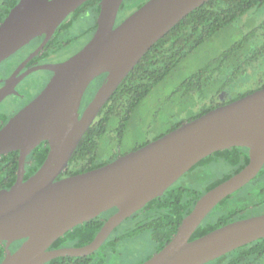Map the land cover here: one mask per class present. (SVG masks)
<instances>
[{"label": "water", "instance_id": "water-1", "mask_svg": "<svg viewBox=\"0 0 264 264\" xmlns=\"http://www.w3.org/2000/svg\"><path fill=\"white\" fill-rule=\"evenodd\" d=\"M90 0H20L0 26V64L35 38L41 46L5 81L0 105L29 74L53 78L38 97L0 131V158L20 152L16 183L0 194L2 264H46L60 257L96 253L109 236L148 203L212 154L232 147L250 151L249 164L206 193L169 244L143 264H208L264 238V214L232 222L198 239L193 235L211 212L253 181L264 167V88L183 124L148 145L98 169L60 179L104 106L147 52L193 11L211 0H149L116 26L125 0H100L98 28L71 58L39 65L18 76L60 25ZM107 81L80 113L91 83ZM50 150L41 168L25 180L26 159L42 142ZM118 208L88 245L51 250L79 225ZM25 243L15 252L11 248Z\"/></svg>", "mask_w": 264, "mask_h": 264}, {"label": "trees", "instance_id": "trees-1", "mask_svg": "<svg viewBox=\"0 0 264 264\" xmlns=\"http://www.w3.org/2000/svg\"><path fill=\"white\" fill-rule=\"evenodd\" d=\"M19 1L0 0V26ZM148 1L125 0L120 10L122 18L120 21ZM100 8V0H90L75 10L45 45L43 54L32 60L30 65L43 62L46 57L61 50L67 51L80 41L83 43L75 50L82 48L89 42L97 28L96 19ZM87 9H92L93 24H86L80 32L74 31V23L81 20L80 18L85 15ZM126 11H128L127 14ZM261 17H264V0H211L184 18L146 53L126 77L84 136L67 171L60 176V179L103 167L211 110L255 92L253 88L256 80L245 81V70L240 61L244 57L248 36L252 35L253 41L261 40L259 31L251 29L254 25L262 24ZM234 29L233 33H236L238 37L241 36V40L229 47H224L216 58L207 63L189 80L176 87L171 101L172 103L175 101L173 115L167 122L156 127L158 131L151 124L135 126L130 130V124L137 117L143 102L153 92L159 88L162 90L167 88L181 71L182 65L192 55L209 43L218 41L230 30L229 37ZM43 38L44 35L36 38L34 46L40 45ZM32 49L27 45L19 53L1 63L0 69H3V73L0 78L9 75ZM45 73L51 72L45 71ZM104 77H98L91 83L85 94V105L93 100L96 91L105 84L107 74ZM47 79L49 80V77ZM48 80L32 91L33 94L27 102L40 95ZM193 96L195 100L192 99ZM175 98L179 100L176 101ZM24 106L23 104L17 113ZM15 115L10 116L0 111V131ZM155 121V123L158 122L157 119ZM154 132L156 133L151 135ZM49 150L48 141H44L31 152L26 159L25 180L41 168ZM19 162V151L11 152L0 158V194L7 192L16 183ZM249 162L250 151L245 147H232L212 154L180 178L163 196L151 201L142 210L128 218L125 222L131 221L132 224L122 232H118L125 222L122 223L96 253L86 257H60L46 264L115 263L120 257V248L123 243L149 233L153 241L154 253L137 263L143 264L170 243L202 196L238 174ZM215 165L225 166L227 170H223L220 177H215L212 173L214 170L212 167ZM188 176L193 177L195 185L182 182ZM117 211L118 208H113L77 226L57 240L50 249L79 248L90 244L107 220ZM260 214H264V167L253 181L216 206L196 230L192 240L232 222ZM25 241L17 242L11 248V252H15ZM5 257L6 242H0V264ZM208 264H264V238Z\"/></svg>", "mask_w": 264, "mask_h": 264}, {"label": "rangeland", "instance_id": "rangeland-1", "mask_svg": "<svg viewBox=\"0 0 264 264\" xmlns=\"http://www.w3.org/2000/svg\"><path fill=\"white\" fill-rule=\"evenodd\" d=\"M143 1V0H138ZM146 1V0H145ZM90 23L89 20H78L74 23L73 29L74 31L80 32L86 24ZM232 30V29H231ZM231 31L229 37L228 34L230 32H227L225 35L223 34L218 41H213L203 47L199 52L192 55L181 67V71L179 74L169 83L167 88L161 89L159 88L155 92H153L142 104L141 109L139 110V113L133 123L130 124V130L134 129L135 126H145L151 124L153 128L156 130L160 124L163 122H167L169 118L173 115V109L175 101H172L174 90L177 86L184 83L186 80H189L192 76H194L201 68L205 67L207 63H209L211 60L216 58V56L219 54V52L224 47H229L233 45L235 42L241 40V36L238 37L236 33H233ZM226 37V38H225ZM83 42L80 41L76 46H74V49L79 48ZM3 69H0V77L2 76ZM45 74H37L33 75L31 79H29L28 83L30 85V90H36L37 87L41 84L43 81V76ZM20 93V91L15 92L11 98L7 100V102L0 107V111H4L5 113L9 114L10 116L15 115L19 110L20 107H22L23 102L17 99V95ZM176 101H178V98ZM174 99V100H175ZM192 99H196L195 96H193ZM143 121H141V120ZM155 119H157V123H155ZM157 126H156V125ZM158 131V130H157ZM156 131V132H157ZM132 132V131H131ZM156 132L151 133V135H154ZM134 143V142H130ZM214 170L212 173L215 175V177H220L223 170H227L225 166H213ZM210 171V170H208ZM207 171V172H208ZM185 182L188 185H193V177L188 176L185 177L182 182ZM195 185V184H194ZM198 186V185H196ZM195 186V187H196ZM132 224L131 221L125 222L120 228L118 232H122L126 228H128ZM154 253V245L151 238V235L149 233L141 235L140 237L132 238L131 240H128L127 242L123 243L120 248V257L115 261V263L109 262L108 264H137L141 261L145 260L148 256L152 255Z\"/></svg>", "mask_w": 264, "mask_h": 264}, {"label": "flooded vegetation", "instance_id": "flooded-vegetation-1", "mask_svg": "<svg viewBox=\"0 0 264 264\" xmlns=\"http://www.w3.org/2000/svg\"><path fill=\"white\" fill-rule=\"evenodd\" d=\"M125 2V1H124ZM147 3V2H146ZM123 5V4H122ZM101 10V8H100ZM121 10V9H120ZM128 13V11H126V14ZM100 14V12H99ZM132 14V13H131ZM131 14H129L128 16H130ZM127 16V17H128ZM126 17V18H127ZM98 18H99V15H98ZM98 18L96 19V22H97V28H98ZM126 18H124L122 21H120L122 18L120 16V12H119V15H118V19H117V22H116V26L119 25L120 23H122ZM262 20H261V23L262 24H258V25H254L251 29H257L260 33V38L261 40L259 41H253L252 40V35H249L248 36V39L246 41V47H245V51H244V57H242V61H240V64L243 66L242 68H244L243 70H245V81H253V80H256V83H255V87L253 89H255V91L257 90H260V89H263L264 88V17H261ZM81 20H89L90 23H88V25H92L93 22H94V16L92 14V9H87L86 12H85V15L82 16V18H80ZM120 21V22H119ZM119 22V23H118ZM87 25V26H88ZM97 28L96 30L94 31V34L92 36V38L94 37L96 31H97ZM57 31V30H56ZM56 33V32H55ZM54 33V35H55ZM53 35V36H54ZM52 36V37H53ZM40 37V36H39ZM38 38V37H37ZM46 38V35H44V38L42 40V42L40 43V45L38 46H34L35 45V39L30 43L28 44L29 47L31 46L33 49L29 52V54L21 60V62L12 70V72L7 75V76H4L2 78H0V91L4 88L5 86V81L10 78L14 73H16L21 65L23 64V62L29 58V56L34 53L40 46L41 44L44 42ZM91 38V39H92ZM263 38V40H262ZM91 39L89 40V42L91 41ZM89 42H87L86 44H84V46L82 48H80L79 50H75L74 47L73 48H70L68 49L67 51L66 50H61L59 52H56L55 54L53 55H50L49 57H46L43 62H40V63H37L35 65H30L32 60H34L36 57H39L43 54L44 52V49L37 55L35 56L21 71L20 73L18 74V76H21L23 75L24 73L28 72L30 69L34 68V67H37L39 65H43V64H48V63H59V62H63L69 58H71L72 56H74L76 53L80 52ZM27 46V45H26ZM45 48V47H44ZM22 50V49H21ZM20 51V50H19ZM19 51L17 53H19ZM15 53V54H17ZM239 64V65H240ZM240 68V69H242ZM45 71H49V70H39V71H36V72H33L29 75H27L16 87L15 89L10 93V95L6 98V100L0 105V107L2 105H4L7 100L9 98H11V96L17 92V91H20V93L17 95V98L20 99L21 102L24 101V105H28L32 100H30L29 102H27L29 100V98L32 96L33 94V90H30V85L27 84L29 79H31V77L33 75H37V74H45L43 76V81L41 82L42 84L44 83L45 80H48L47 78L49 77V80L47 82V84L51 81V79L53 78L54 76V73L52 71H49L51 73H45ZM105 76V75H104ZM101 77V78H105V77ZM47 84L44 86V88L47 86ZM41 86V84L39 85ZM43 88V89H44ZM42 89V90H43ZM99 90V89H98ZM97 90V91H98ZM96 91V93H97ZM42 92V91H41ZM31 93V94H30ZM95 93V94H96ZM39 95V94H38ZM249 95V94H248ZM95 96V95H94ZM37 97V96H36ZM35 99V98H34ZM33 99V100H34ZM27 102V103H26ZM26 103V104H25ZM89 105V104H88ZM87 104L85 105V96H84V99H83V103L81 105V108H80V113L82 114L84 112V110L86 109V107L88 106ZM24 106V107H25ZM261 215V214H260Z\"/></svg>", "mask_w": 264, "mask_h": 264}]
</instances>
